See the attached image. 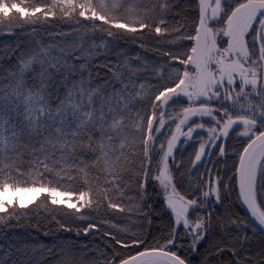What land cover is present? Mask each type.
Returning <instances> with one entry per match:
<instances>
[{"label":"snow or ice","instance_id":"1","mask_svg":"<svg viewBox=\"0 0 264 264\" xmlns=\"http://www.w3.org/2000/svg\"><path fill=\"white\" fill-rule=\"evenodd\" d=\"M0 33V264H264V0H0Z\"/></svg>","mask_w":264,"mask_h":264},{"label":"trees","instance_id":"2","mask_svg":"<svg viewBox=\"0 0 264 264\" xmlns=\"http://www.w3.org/2000/svg\"><path fill=\"white\" fill-rule=\"evenodd\" d=\"M60 28L61 25L54 26V29H60ZM28 31H30V29H24L23 32H19L18 34L23 35ZM39 38L40 37H37V39ZM43 39L48 40V37L44 35ZM18 42L19 41L15 40L14 38H9L5 33H0V46L9 45ZM191 151L192 149L189 148V152ZM186 158L187 157H185V159ZM213 159L215 158L213 157ZM209 166L212 167L211 164H209L208 167ZM218 167H220L222 170V166H218ZM199 173H204V166L202 169H200ZM206 176L207 175L205 174L204 178H206ZM39 199L42 200L43 197H40ZM232 199L235 200L234 194L232 196ZM29 207L32 209V212L29 215V219L26 221H21V224L26 225V227H19L15 229V232L18 234L27 233L28 234L27 238L29 243L44 245L50 248L53 245H58L61 243L75 242L78 246L82 244H89L90 245L88 249L89 251L93 247H100L101 249H103V240L99 234H97L94 237H89L88 239H84L83 236L77 237L74 231L72 233L64 232L61 229H59L56 224L51 223L49 214L43 207L36 208L34 205H29ZM235 210L239 211L241 216L244 215L238 203L235 205ZM57 218L62 220L65 219L62 214L59 215ZM104 218H108V214L105 213L104 208L101 207L96 219L102 220ZM119 219H124V218L120 217ZM131 219L135 221L137 218L133 216L131 217ZM144 223L147 228V221H145ZM69 225L73 227V229L75 228V225H72L70 221H69ZM159 226H161L160 222L155 221L152 230H154L155 227H159ZM45 233H47V235H45ZM93 241L94 243H90Z\"/></svg>","mask_w":264,"mask_h":264},{"label":"rangeland","instance_id":"3","mask_svg":"<svg viewBox=\"0 0 264 264\" xmlns=\"http://www.w3.org/2000/svg\"><path fill=\"white\" fill-rule=\"evenodd\" d=\"M203 166H204V165H201L200 169H202V168H203ZM209 168H211V166H209ZM200 169H199V171H200ZM193 179H194V176H193ZM205 179H207V176H206V178H205Z\"/></svg>","mask_w":264,"mask_h":264},{"label":"water","instance_id":"4","mask_svg":"<svg viewBox=\"0 0 264 264\" xmlns=\"http://www.w3.org/2000/svg\"><path fill=\"white\" fill-rule=\"evenodd\" d=\"M240 206V205H239ZM240 208H241V210H242V212H243V214H244V209L240 206Z\"/></svg>","mask_w":264,"mask_h":264}]
</instances>
